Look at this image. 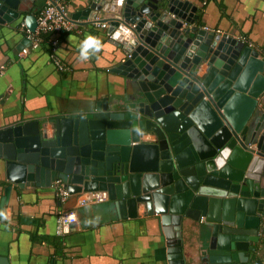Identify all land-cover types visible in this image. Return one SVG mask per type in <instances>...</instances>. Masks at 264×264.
Wrapping results in <instances>:
<instances>
[{
	"label": "water",
	"instance_id": "obj_1",
	"mask_svg": "<svg viewBox=\"0 0 264 264\" xmlns=\"http://www.w3.org/2000/svg\"><path fill=\"white\" fill-rule=\"evenodd\" d=\"M20 3L0 0L1 24ZM193 13L181 0L89 1L71 19L106 23L124 59L113 72L133 81L131 93L111 113L58 118L52 132L36 121L0 131V160L20 188L60 180L70 195L106 192L129 218L142 205L160 219L168 264H185V219L207 239V264H264V108L249 125L232 115L264 94L263 62L242 41L188 26ZM24 23L33 32L35 15Z\"/></svg>",
	"mask_w": 264,
	"mask_h": 264
},
{
	"label": "crops",
	"instance_id": "obj_2",
	"mask_svg": "<svg viewBox=\"0 0 264 264\" xmlns=\"http://www.w3.org/2000/svg\"><path fill=\"white\" fill-rule=\"evenodd\" d=\"M62 1L71 17L87 8L91 0ZM181 1L189 3L197 16L194 24L188 26L206 27L220 31V35L244 39L243 43L262 60L264 77V0ZM20 2L19 17L0 23V131L36 121L39 127L46 126L52 132V122L70 113L94 112L96 106L100 113L117 110V102L122 103V97L131 93L133 81L113 72L124 59L119 48L109 42L106 28L89 24L65 32L54 53L68 67L67 71H60L46 51L50 47L20 55L26 45L24 17L36 15L45 0ZM103 17V12L98 13L97 18ZM89 36L98 37L101 46L99 51L90 50V58L84 60L81 47ZM249 105L242 102L234 106L232 115L238 123L249 125L253 112L264 108V94L253 111ZM53 182L40 187L30 181V185L20 188L6 179L4 162L0 160V262L168 264L167 241L158 216H147L140 205L137 217H122L109 200L77 206L76 195L61 203ZM7 187V202L1 206ZM70 210L76 214L77 230L72 227L69 234L56 235L58 214ZM198 228L195 221L182 222L185 264L208 263L207 239L203 243Z\"/></svg>",
	"mask_w": 264,
	"mask_h": 264
},
{
	"label": "built area",
	"instance_id": "obj_3",
	"mask_svg": "<svg viewBox=\"0 0 264 264\" xmlns=\"http://www.w3.org/2000/svg\"><path fill=\"white\" fill-rule=\"evenodd\" d=\"M36 27L33 32L29 31L24 24L22 27L25 28V39L27 40L26 45L21 49L20 55L24 56L29 51L39 49L42 35L48 33L58 32H70L77 30V23L69 16L66 5L62 0H45V4L41 9L38 10L35 15ZM92 25L99 28H106V23H99L97 19L94 20ZM207 31H212L209 28H204ZM216 33H220L218 30H214ZM244 42V39H240ZM56 41L50 42V58L60 71H67L68 67L59 61L54 53L56 51ZM264 61V60H263ZM53 189L56 196H58L61 203H64L71 195L60 180L53 182ZM77 206H84L88 204L103 203L108 200L106 192H80L76 194ZM78 222L76 214L73 210L62 211L56 218L55 234L58 236H64L69 234L71 228L77 230Z\"/></svg>",
	"mask_w": 264,
	"mask_h": 264
},
{
	"label": "clouds",
	"instance_id": "obj_4",
	"mask_svg": "<svg viewBox=\"0 0 264 264\" xmlns=\"http://www.w3.org/2000/svg\"><path fill=\"white\" fill-rule=\"evenodd\" d=\"M100 40L98 37H92L89 36L86 38V40L83 42V45L81 47V58L84 60H87L90 58V50L92 52L99 51L100 50Z\"/></svg>",
	"mask_w": 264,
	"mask_h": 264
},
{
	"label": "trees",
	"instance_id": "obj_5",
	"mask_svg": "<svg viewBox=\"0 0 264 264\" xmlns=\"http://www.w3.org/2000/svg\"><path fill=\"white\" fill-rule=\"evenodd\" d=\"M64 34H65V32H58V33H48V34L42 35V41H41L40 47H42V48L48 47L49 48L50 42L52 40H55L56 43L59 44V42H60V40ZM46 51L50 52V48L48 50L46 49Z\"/></svg>",
	"mask_w": 264,
	"mask_h": 264
},
{
	"label": "flooded vegetation",
	"instance_id": "obj_6",
	"mask_svg": "<svg viewBox=\"0 0 264 264\" xmlns=\"http://www.w3.org/2000/svg\"><path fill=\"white\" fill-rule=\"evenodd\" d=\"M204 28H206V27H204ZM204 28H203V30H205ZM205 31H207V30H205ZM215 31H216V30H215ZM207 32H212V33H215V34H219V35H220V33H216V32H214V30H212V31H207ZM63 185H64V184H63Z\"/></svg>",
	"mask_w": 264,
	"mask_h": 264
}]
</instances>
